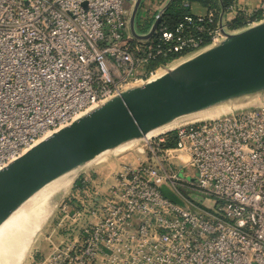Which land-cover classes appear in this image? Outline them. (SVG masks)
<instances>
[{
    "label": "built area",
    "instance_id": "2783aa9c",
    "mask_svg": "<svg viewBox=\"0 0 264 264\" xmlns=\"http://www.w3.org/2000/svg\"><path fill=\"white\" fill-rule=\"evenodd\" d=\"M136 3L0 0V170L227 33L264 22V0L255 10L234 1L218 17L187 14L173 29L163 7L141 33L140 9L141 35L161 16L141 39L130 27ZM238 15L246 25L231 28ZM115 155L107 174L94 167L101 162L76 177L57 206L58 242L39 264H264L263 100Z\"/></svg>",
    "mask_w": 264,
    "mask_h": 264
},
{
    "label": "water",
    "instance_id": "95a60500",
    "mask_svg": "<svg viewBox=\"0 0 264 264\" xmlns=\"http://www.w3.org/2000/svg\"><path fill=\"white\" fill-rule=\"evenodd\" d=\"M143 2L137 0L130 27L135 37L146 39L161 16L149 34H139L136 17ZM256 95H264V22L227 33L221 42L94 108L2 168L0 225L46 185L100 153L179 117Z\"/></svg>",
    "mask_w": 264,
    "mask_h": 264
},
{
    "label": "bare ground",
    "instance_id": "6f19581e",
    "mask_svg": "<svg viewBox=\"0 0 264 264\" xmlns=\"http://www.w3.org/2000/svg\"><path fill=\"white\" fill-rule=\"evenodd\" d=\"M260 97L261 96L256 95V96L248 98L247 100H243L241 102H235V103L229 102V103L213 106L211 108L197 112L194 116L179 117V118L175 119L174 121H172L171 123H168L162 127H159L157 129L150 131L148 134H146L144 137H142L140 139L130 140L126 143H123L118 148L113 149V150H110V149L106 150V151L100 153L99 155L95 156L94 158H92V159L86 161L85 163L79 165L78 167L64 173L63 175H61L60 177H58L57 179H55L54 181L49 183L48 184L49 186L46 185L44 188H42L40 191H38L39 192L38 194L35 193L36 195L34 197H32L28 201H26V203H24L18 210H16L11 215V216H14V215L15 216H14V220L12 222H9L10 223L9 226L17 223L16 224L17 227H15V229H13L11 231V233H9V229L2 232V236H0V259L8 258L11 255L14 248L18 247L19 245H23V248L21 247L22 251L20 253V255H22V252H24L26 250L24 248H26L28 246V244L32 241L34 234L37 232V229L40 228V226H42V225L39 226L40 223L38 224V222H40V221H37L36 218H34V217L31 219L29 218L30 215L28 212L30 211L31 207L37 204L38 206H40V207L43 206L44 208H47L49 206L51 209V206H50L51 202H54L53 204H54V209H55L58 206L59 202L64 197L66 190H68L71 187V185L74 182V180L76 179L78 173L86 165H88L90 163V161L95 160L98 157H101L106 153L115 152L116 150H119L121 147H123V148L129 147L133 141H139V140H143V139H145L144 141H148V140H151L153 138L159 137V136L165 134L166 132L176 128L179 125L188 123L190 120L199 121V120L218 118L224 114L230 113L235 108H241V107H246V106H249L252 104H257V102L259 100L264 101V97H261V98ZM58 179H62L63 184L56 190L53 197H49L50 195L49 194L47 195L45 193H44L45 195L43 197H36L38 195L40 196L41 195L40 193H43L44 191H46L47 188H49L50 185H52V183L56 182ZM41 211H44V210H40V213H42ZM50 211L52 213V210H50ZM39 215H37L38 219H39Z\"/></svg>",
    "mask_w": 264,
    "mask_h": 264
},
{
    "label": "rangeland",
    "instance_id": "374dc122",
    "mask_svg": "<svg viewBox=\"0 0 264 264\" xmlns=\"http://www.w3.org/2000/svg\"><path fill=\"white\" fill-rule=\"evenodd\" d=\"M162 2H163V0H144L143 6H142V12L140 11L141 12L140 15L144 16V18H143L144 24H146V23L147 24H146V26L137 27V30L139 32L145 33V32L150 30V28H149L150 22H148V20H149L148 19V12H151V11L156 12L157 10H161L160 6L162 5ZM157 12L159 13V11H157ZM192 12L194 14H198V13H205L206 10L204 11V7H202V6L194 5L192 8ZM138 20H139V18H138ZM196 113L197 112L189 114V115H185L182 117L194 116ZM192 121H195V120H190L189 122H192ZM144 140L145 139H143L142 141H144ZM136 142H138V141H133L132 144H134ZM132 144L130 146H132ZM129 147H124V148L121 147L119 149L120 151L116 150L115 152L106 153L103 156L98 157L97 159L90 161V163L88 165H86L84 168L90 167V166H93V165H96V164H99L102 162L101 165H98V167H96V166H94V167L97 169L98 172L102 173L101 175L107 174L109 172L110 166L113 165V162H114L115 158L117 157L115 154H117L119 152L121 153V151L124 152ZM94 167H92V168H94ZM79 173H78V175H79ZM57 181L53 182L52 185H50V187L47 188L46 191H44L43 193H40L41 195L40 196L38 195L36 197H43L45 194H47V195L49 194L50 195L49 197H53L56 190L63 184L62 179H58ZM69 189L66 190L65 194L69 191ZM38 193L39 192H37L36 194H38ZM36 194H34L32 197H34ZM53 203L54 202H51V205H50L51 209L49 206L47 208H44L43 206L40 207L37 204L31 207L30 211L28 212L30 215L29 218L30 219L33 217L36 218L37 221H40V222H38V224L40 223L39 226L40 225H42V226H40V228L37 229V232L34 234L32 241L28 244V246L26 248H24L26 250L24 252H22V255H20V253L22 251L23 245H19L18 247L14 248V250L12 251L11 255L8 258L0 259V264H39V262L41 261L43 256L49 253L50 249L52 248V246L50 245L51 241L53 243L58 242L57 235L55 234V226L57 223L58 208L56 207L54 209ZM40 210H44V211H41L42 213H40ZM50 210H52V213ZM37 215H39L40 220L38 219ZM14 216H10L2 225H0V236H2L3 231L9 229V233H11V231L13 229H15V227H17L16 226L17 223L9 226V224H10L9 222H12L14 220Z\"/></svg>",
    "mask_w": 264,
    "mask_h": 264
},
{
    "label": "trees",
    "instance_id": "16d2710c",
    "mask_svg": "<svg viewBox=\"0 0 264 264\" xmlns=\"http://www.w3.org/2000/svg\"><path fill=\"white\" fill-rule=\"evenodd\" d=\"M234 1L238 0H171V2L167 4L168 6L165 5L167 6V8L164 11L162 22L166 26H168L169 29L175 28L184 15L192 14L191 4L194 2H198L209 9H215L217 11L218 17L219 13H221L223 8H227ZM148 22H150V28V26L152 25V19L150 18ZM246 23L247 17L244 15H238L235 20L231 23V28L243 27L246 25ZM146 24H140L139 27L146 26ZM172 144L174 145L175 141L171 142V144L169 145Z\"/></svg>",
    "mask_w": 264,
    "mask_h": 264
},
{
    "label": "crops",
    "instance_id": "0c3cea01",
    "mask_svg": "<svg viewBox=\"0 0 264 264\" xmlns=\"http://www.w3.org/2000/svg\"><path fill=\"white\" fill-rule=\"evenodd\" d=\"M169 2H171V0H163L162 5H161L160 7L163 8V7H164L165 5H167ZM238 2H239V4H240L242 7H244V8H248V9H250V10H255V9L258 7V5H259V0H238ZM194 5L204 7V11L207 9V7L203 6L202 4H200V3H198V2H194V3L191 4V13H193V12H192V8H193ZM165 7H166V6H165ZM165 7H164V8H165ZM141 10H142V8H141ZM141 12H142V11H141ZM151 12H153V11H151ZM151 12H150V13H151ZM225 18H226V17H225Z\"/></svg>",
    "mask_w": 264,
    "mask_h": 264
}]
</instances>
